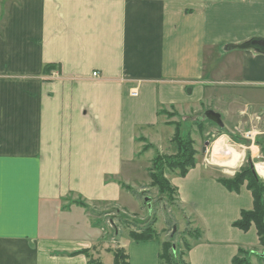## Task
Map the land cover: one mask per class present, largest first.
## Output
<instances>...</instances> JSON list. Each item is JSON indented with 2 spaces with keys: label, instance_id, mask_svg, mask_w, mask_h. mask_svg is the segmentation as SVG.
<instances>
[{
  "label": "crops",
  "instance_id": "1",
  "mask_svg": "<svg viewBox=\"0 0 264 264\" xmlns=\"http://www.w3.org/2000/svg\"><path fill=\"white\" fill-rule=\"evenodd\" d=\"M255 37L264 38V0H0V264H88L85 253H75L84 249L113 264L114 256L104 260V211L119 214L108 219L118 237L120 218L132 213L123 197L132 191L127 178L143 138L157 137L162 117L171 126L161 110L184 118L203 106L211 84L264 89V52L238 47ZM47 64L59 69L48 74ZM207 97L229 104L239 123L220 127L213 161L205 157L169 179L198 231L184 262L232 264L239 248L262 245L254 224L234 226L253 208L252 192L218 179L232 177L250 152L264 180L260 145L243 141L239 151L232 136L244 140L236 127L243 117L264 122V108L249 109L239 93ZM224 144L241 153L236 165L220 162L228 153L216 148ZM78 227L82 233L73 232ZM118 246L129 264H161L160 239L129 235Z\"/></svg>",
  "mask_w": 264,
  "mask_h": 264
},
{
  "label": "rangeland",
  "instance_id": "2",
  "mask_svg": "<svg viewBox=\"0 0 264 264\" xmlns=\"http://www.w3.org/2000/svg\"><path fill=\"white\" fill-rule=\"evenodd\" d=\"M208 71L211 69V65L207 64ZM221 74H218L214 79L216 81H222ZM209 92H216L217 94L220 93H232L233 96L236 94H244V99H246V102L249 103V109L250 105L256 109V111H261V109L264 108V89H241L237 86H232L230 84H226L224 82L222 83H215L211 84L207 88V96L209 95ZM206 96V99L203 103H205L203 106H198L191 110V112H188V116L184 118H179L174 115L172 118L173 122H182V135L187 136L189 135L193 141L194 145L193 148L196 150V160L197 163H202L204 158L205 162L213 161L214 152H213V145L215 144V141L220 137V126L215 124L214 121L209 120L205 116V112L207 110H215L222 114V119L225 124L223 128H227L229 130H234V125L239 123V120H233L227 113L228 105L226 103H220L216 104L215 102H210L208 97ZM209 101V102H208ZM241 101V100H239ZM228 102V101H227ZM242 106L241 108L244 109L246 106H244V100L241 101ZM227 108V109H225ZM248 109V110H249ZM255 111V110H253ZM170 112V111H169ZM171 113V112H170ZM248 114L253 113L251 111L247 112ZM260 114V113H259ZM249 116V115H248ZM162 117L160 119V122L158 126L155 129V132H158V135L156 138L150 137V140H145L146 144H151V147L148 149H144L145 145L143 146V149H141L140 153L137 156V161H135V169L133 170V173L127 178L129 185L131 186L132 191L129 193H126L123 197V202L126 206V208L132 212L129 213V216L126 218H120L119 221V227H121V230L119 231L118 237L115 234L116 228L113 227V223L108 220L109 218L113 219L114 215H119L116 211H112V209L108 208L104 211V213L107 211L110 215L105 217L107 220L106 227L104 230V233H106L108 230V236L105 238L104 242L107 241V249L104 250V260L107 261V263H111L113 259V250L116 248H124L119 245V241L121 243L124 240L129 239V229H133L136 231H140L147 221L153 222V228L158 233L159 239L161 241H168L172 245L169 248V252L171 256V261L169 264H184V257L183 254L187 250V244L191 243L194 238L190 236L189 231L193 229L195 223V216L191 208L182 207L180 203L178 202L177 195H174L172 197H169L167 194H163L159 191L158 187L152 185L151 178H150V169L152 168L153 161L156 155L158 154H165L170 155L177 152L176 145L172 143L171 139L173 138L175 127L173 125L168 126L163 121ZM252 119V118H251ZM254 120V119H253ZM168 121L167 124H170ZM241 128L247 130L251 126V121L249 122L248 117H243L241 120ZM253 124H255L253 122ZM258 129L261 133L260 129L264 128V122L262 120L258 123ZM232 134V132H231ZM234 135L235 139V134ZM259 136V135H258ZM151 141V143H150ZM236 142V143H235ZM234 148H237L239 151H242L244 148L243 146H240L239 142L235 141ZM245 144V143H244ZM246 145V144H245ZM232 147V146H231ZM205 148L206 153H204L203 149ZM213 154V155H212ZM252 160V158H251ZM253 164L257 163L258 161L252 160ZM255 162V163H254ZM125 171L127 173H130L132 171V165L126 164L124 167ZM170 170H167V177L169 178L173 173ZM220 173V172H219ZM218 173V174H219ZM222 174V173H221ZM228 174V173H226ZM230 175V174H228ZM226 175V176H228ZM126 181V180H125ZM245 184V183H244ZM141 189V190H140ZM143 190V191H142ZM139 193L141 199H137L134 196L133 193ZM145 198H149L150 200L146 203ZM138 202V204L136 202ZM148 203L151 204L150 207H148ZM137 204V205H136ZM142 206V207H141ZM143 214L144 219L139 220L138 217H135L133 214ZM149 214V215H148ZM99 218V217H97ZM101 218V217H100ZM116 217L112 220L115 221ZM133 219V220H132ZM102 221V220H101ZM94 223L96 228H100L103 221L96 222V217H94ZM104 225V224H103ZM174 226L176 229L174 230ZM82 228L78 227V229L73 230L74 233H82ZM103 231H101L102 233ZM100 233V235H101ZM258 246V248H250L248 250L251 251V254L249 256L251 264H264V256L262 253H264V245ZM109 247V248H108ZM125 249V248H124ZM165 264V263H163Z\"/></svg>",
  "mask_w": 264,
  "mask_h": 264
},
{
  "label": "trees",
  "instance_id": "3",
  "mask_svg": "<svg viewBox=\"0 0 264 264\" xmlns=\"http://www.w3.org/2000/svg\"><path fill=\"white\" fill-rule=\"evenodd\" d=\"M59 66L55 64H47L45 71L51 74L53 70H58ZM160 113L167 114L168 117L176 115V111L171 113L167 110H161ZM174 125L175 132L172 143L176 145L177 152L170 155L158 154L155 156L152 168L150 169V178L152 185L158 187L159 191L163 194H167L169 197L177 195V188L171 183L167 177V170L171 172H177L180 176H185L189 169L195 167L196 150L193 148V139L187 135H182V122H169ZM216 124V123H215ZM236 141H246L241 138L235 137ZM145 141V138H143ZM256 144L260 145L261 150L264 151V145L261 139L258 137ZM151 147V144H146L144 149ZM253 162L251 160L250 152L247 153V161L239 168L238 171L232 177H222L218 180L225 185L229 190L240 191L241 186L246 183L247 188L252 192L253 195V208L251 210H243L241 212V218L234 222V226L248 231L254 224L257 229L260 243L264 245V180L254 171ZM128 187V186H126ZM197 230L189 231L190 236ZM129 235L137 242L157 240L159 239L158 233L153 228V222L147 221L145 226L140 230H130ZM172 245L168 241H161V253L159 255L161 264H169L171 256L169 248ZM189 249V243L187 244ZM114 262L113 264H129V255L124 248H116L113 251ZM75 253H85L88 257V264H103L102 261L94 259L91 255L90 250L84 249ZM73 253V254H75ZM251 251L244 248H239L238 254L232 259V264H251L249 256ZM184 264H186L184 262Z\"/></svg>",
  "mask_w": 264,
  "mask_h": 264
},
{
  "label": "water",
  "instance_id": "4",
  "mask_svg": "<svg viewBox=\"0 0 264 264\" xmlns=\"http://www.w3.org/2000/svg\"><path fill=\"white\" fill-rule=\"evenodd\" d=\"M239 48H254L258 51L264 52V38H260V37H255L249 41L244 42L243 44L238 45ZM205 116L207 119L214 121L218 126L220 127H224L225 124L223 122L222 119V114L218 111L215 110H207L205 112ZM253 169L255 172H257L255 165H252ZM150 199L149 198H145V202L147 203ZM151 204L148 203V207H150ZM176 229V227L174 226V230ZM262 255L264 256V253H262Z\"/></svg>",
  "mask_w": 264,
  "mask_h": 264
},
{
  "label": "built area",
  "instance_id": "5",
  "mask_svg": "<svg viewBox=\"0 0 264 264\" xmlns=\"http://www.w3.org/2000/svg\"><path fill=\"white\" fill-rule=\"evenodd\" d=\"M100 73L98 71L93 72V76H98ZM132 94H136V91H132ZM240 137L251 143H256L260 131L256 124H252L249 129L245 130L241 127H236L235 131Z\"/></svg>",
  "mask_w": 264,
  "mask_h": 264
},
{
  "label": "bare ground",
  "instance_id": "6",
  "mask_svg": "<svg viewBox=\"0 0 264 264\" xmlns=\"http://www.w3.org/2000/svg\"><path fill=\"white\" fill-rule=\"evenodd\" d=\"M220 151H223L224 153H228V155H226L227 157H224V158L221 157L220 158V162L228 163L231 165H236L239 162L240 157H241V153H239L235 149L230 148L229 146H227V144H224L223 146L221 145V146H219V148H216V152H220ZM229 153H231V154L229 155ZM258 167H259L260 171L264 170V166L260 165Z\"/></svg>",
  "mask_w": 264,
  "mask_h": 264
}]
</instances>
